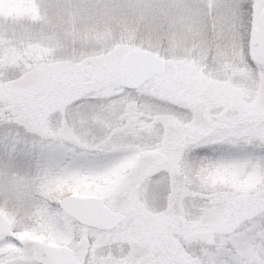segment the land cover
<instances>
[{"label": "snow or ice", "instance_id": "1", "mask_svg": "<svg viewBox=\"0 0 264 264\" xmlns=\"http://www.w3.org/2000/svg\"><path fill=\"white\" fill-rule=\"evenodd\" d=\"M0 264H264V0H0Z\"/></svg>", "mask_w": 264, "mask_h": 264}]
</instances>
